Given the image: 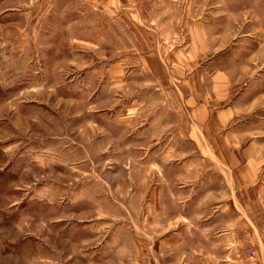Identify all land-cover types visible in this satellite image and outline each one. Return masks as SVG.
Returning <instances> with one entry per match:
<instances>
[{
	"label": "crops",
	"instance_id": "crops-1",
	"mask_svg": "<svg viewBox=\"0 0 264 264\" xmlns=\"http://www.w3.org/2000/svg\"><path fill=\"white\" fill-rule=\"evenodd\" d=\"M33 1L0 0V15L16 19L18 4L23 2L28 8ZM92 1L114 16L116 0ZM4 3L8 6L3 7ZM130 16L123 13L120 18L125 21ZM210 16L186 26L188 43L169 52L177 80L174 90L168 91L171 96L163 98L161 93L168 82L164 73L160 80L155 76L147 79L159 62L157 57L145 56L137 58L139 66L135 67L139 74L135 84L143 86L137 96L129 89L128 96L107 102V106L66 107L70 113L64 116L74 122L67 125L74 126L72 144L78 146L80 157L73 164L76 173H59L57 190L49 185L42 188L41 210L43 220L47 219L45 232L51 237V196H70L69 207L76 210L72 218L75 234L68 236L63 218L54 223L64 234L59 238L65 236L62 246L66 248L75 239L74 264H146L143 245L151 234L147 230L153 234V240L149 238L154 264H243L244 234L251 242L258 241L254 225L248 228L250 223L243 217L252 207L253 212H264V88L259 90L264 75H258V69H264V54L259 56L246 45L239 47L246 50L233 51L242 56L225 55L229 37L214 32L216 25ZM112 61L106 63L107 82L119 90L122 86L125 96L130 78L119 79L122 63ZM24 64L26 74L36 67L28 60ZM2 116L0 111V121ZM177 117L181 121L176 124ZM42 125L49 135L51 127ZM132 130H136L139 144L131 149L116 138L128 133V140ZM162 133L169 136L162 140ZM3 137L0 135V141ZM116 148L124 149L123 156L116 158ZM88 149L95 154L91 153L92 160L84 157ZM1 159L0 168H4ZM119 164L130 168L121 169ZM30 167L23 170L26 190L33 184L35 169ZM22 169L19 162L11 166V180L16 178L12 184L21 178ZM34 189L33 194L38 193ZM27 210L36 212L32 207ZM3 223L2 217L0 226ZM65 248L61 261L71 258Z\"/></svg>",
	"mask_w": 264,
	"mask_h": 264
},
{
	"label": "rangeland",
	"instance_id": "rangeland-1",
	"mask_svg": "<svg viewBox=\"0 0 264 264\" xmlns=\"http://www.w3.org/2000/svg\"><path fill=\"white\" fill-rule=\"evenodd\" d=\"M119 1L116 0L112 8L113 17L110 11L93 4L92 0H34L32 7L28 8L20 2L19 11L15 12L19 14L18 19H11L9 14H4L8 16L5 18L0 15V111L3 114L0 135H4L0 141V159L5 166L0 168V177H4L0 180V209H3L0 219L3 217L4 221L0 226V264L75 263V239L72 237V244L66 248L62 246L61 239L65 236L59 238L64 234L54 223L63 218L68 236L75 234L76 222L72 218L76 210L69 207L70 196L53 198L50 195L51 237L48 231L45 232L43 222L47 219L43 220L41 210L42 188L49 185L57 190L55 180L60 177L59 173H76L73 172V164L78 162L76 157H80L78 146L72 144L74 126L67 125L74 122L64 116V113H70L66 107L75 108L79 104V108L87 110L90 106L96 108L98 104L107 106V102L128 96L129 89L130 94L137 96L142 85L135 84L139 80L138 68L135 67L139 66L137 58L145 56L157 57L159 62L151 70L153 74L146 76L147 79H154L152 76H155L160 80L161 72L167 76L168 82L161 92L166 98L170 95L168 91L174 90L177 84L171 51L188 43L186 26L201 22L211 14V20L216 25L214 32L229 37L225 55L238 53L233 52L236 48L246 50L239 48L246 45L259 56L264 54V0H127L126 5ZM217 1L220 2L216 4ZM123 13L132 16L124 21L120 18ZM240 55L237 54L238 57ZM111 59L116 65L122 63L119 79L123 76L130 78V85L124 87L125 96L122 86L119 90V87L109 86L107 82L106 63ZM27 60L36 66L30 68L28 74L24 67ZM124 60L127 63L124 64ZM224 61L227 64L226 59ZM258 70V75L263 76L264 69ZM148 72L146 74H150ZM263 88L264 85L259 86V90ZM81 93L84 96L80 97ZM70 94H74L70 98L76 97L77 100L70 99ZM164 106L165 103L162 105L165 109ZM174 120L176 124L181 121L178 117ZM14 122L18 124L17 128L13 126ZM43 122L51 127L49 135ZM134 125L131 128H135ZM127 134L119 135L117 141L131 145V149L138 147L136 130H132L131 140H127ZM168 136V133H162V140ZM32 151L33 156L30 154ZM114 151L116 158L125 152L118 148ZM87 153H83L84 157H91V153L95 155L91 149ZM16 162L24 168L19 175L23 182L17 179L12 184L16 178L11 180L10 168L17 166ZM29 166L35 170L33 184H29L26 190L27 178L23 170ZM118 167L130 168L123 164ZM21 187L24 189L14 190ZM32 189L34 193L37 190L38 195L33 194ZM30 200L31 204L27 205ZM14 201L16 203H12ZM28 207L36 212L27 210ZM253 210L252 207L250 212H244L243 221H249L248 228L254 225L255 229H252L257 231L260 241L258 237V241L253 243L244 234L243 242L247 246L243 251V264L253 261L264 264V212ZM135 232L141 233L139 230ZM146 232L151 233L143 245V251H147L146 264H154L153 234L149 230ZM64 248L71 258L61 261Z\"/></svg>",
	"mask_w": 264,
	"mask_h": 264
},
{
	"label": "built area",
	"instance_id": "built-area-1",
	"mask_svg": "<svg viewBox=\"0 0 264 264\" xmlns=\"http://www.w3.org/2000/svg\"><path fill=\"white\" fill-rule=\"evenodd\" d=\"M253 255H255L254 252H253Z\"/></svg>",
	"mask_w": 264,
	"mask_h": 264
}]
</instances>
